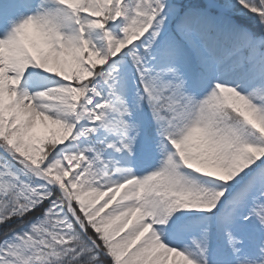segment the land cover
Here are the masks:
<instances>
[{"label": "snow or ice", "instance_id": "6c2138e0", "mask_svg": "<svg viewBox=\"0 0 264 264\" xmlns=\"http://www.w3.org/2000/svg\"><path fill=\"white\" fill-rule=\"evenodd\" d=\"M0 264H264V0H0Z\"/></svg>", "mask_w": 264, "mask_h": 264}]
</instances>
